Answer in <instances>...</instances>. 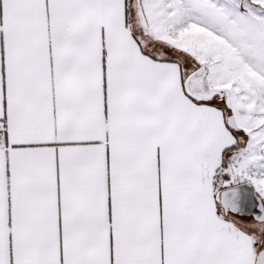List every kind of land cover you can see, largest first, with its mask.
Segmentation results:
<instances>
[{
    "label": "snow or ice",
    "instance_id": "1",
    "mask_svg": "<svg viewBox=\"0 0 264 264\" xmlns=\"http://www.w3.org/2000/svg\"><path fill=\"white\" fill-rule=\"evenodd\" d=\"M0 264H264V0H0Z\"/></svg>",
    "mask_w": 264,
    "mask_h": 264
}]
</instances>
